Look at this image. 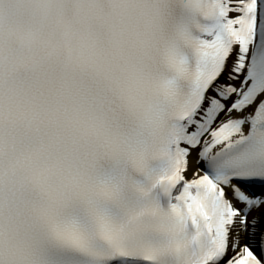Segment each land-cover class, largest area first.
<instances>
[{"label": "snow or ice", "instance_id": "obj_1", "mask_svg": "<svg viewBox=\"0 0 264 264\" xmlns=\"http://www.w3.org/2000/svg\"><path fill=\"white\" fill-rule=\"evenodd\" d=\"M166 16L191 43L157 69L178 105L157 152L139 74L97 92L70 157L47 162L0 96V238H24L8 264H264V0Z\"/></svg>", "mask_w": 264, "mask_h": 264}, {"label": "clouds", "instance_id": "obj_2", "mask_svg": "<svg viewBox=\"0 0 264 264\" xmlns=\"http://www.w3.org/2000/svg\"><path fill=\"white\" fill-rule=\"evenodd\" d=\"M174 2L0 0V96L15 104L16 131L46 162L70 157L78 117L94 95L133 73L142 77L146 153L160 150L178 105L157 69L173 47L191 43L166 16ZM23 242L22 234H6L0 249Z\"/></svg>", "mask_w": 264, "mask_h": 264}, {"label": "bare ground", "instance_id": "obj_3", "mask_svg": "<svg viewBox=\"0 0 264 264\" xmlns=\"http://www.w3.org/2000/svg\"><path fill=\"white\" fill-rule=\"evenodd\" d=\"M191 172H189L188 174H187V178H191Z\"/></svg>", "mask_w": 264, "mask_h": 264}]
</instances>
